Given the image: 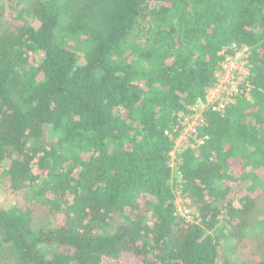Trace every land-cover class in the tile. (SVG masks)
Listing matches in <instances>:
<instances>
[{
  "label": "trees",
  "instance_id": "obj_1",
  "mask_svg": "<svg viewBox=\"0 0 264 264\" xmlns=\"http://www.w3.org/2000/svg\"><path fill=\"white\" fill-rule=\"evenodd\" d=\"M253 47L251 101L184 155L165 132L218 53ZM264 0H0V264H264Z\"/></svg>",
  "mask_w": 264,
  "mask_h": 264
},
{
  "label": "built area",
  "instance_id": "obj_2",
  "mask_svg": "<svg viewBox=\"0 0 264 264\" xmlns=\"http://www.w3.org/2000/svg\"><path fill=\"white\" fill-rule=\"evenodd\" d=\"M254 49L246 43L233 42L220 52L213 81L206 87L203 96L180 112L171 129L165 132L172 142L168 154V165L172 170L175 217L187 224L199 225L201 217L183 190L185 182L181 173L184 155L205 146L210 135L207 133L210 115H224L238 100L251 101Z\"/></svg>",
  "mask_w": 264,
  "mask_h": 264
},
{
  "label": "rangeland",
  "instance_id": "obj_3",
  "mask_svg": "<svg viewBox=\"0 0 264 264\" xmlns=\"http://www.w3.org/2000/svg\"><path fill=\"white\" fill-rule=\"evenodd\" d=\"M173 181V179H172ZM258 186H260V189H264V181H260L258 183ZM12 194L10 193V190L6 188L5 184H0V205H4V206H12L17 200V198L15 199L13 196H11ZM179 220V219H178ZM180 221V220H179ZM137 259L132 258L130 256H125L122 259V264H136Z\"/></svg>",
  "mask_w": 264,
  "mask_h": 264
}]
</instances>
